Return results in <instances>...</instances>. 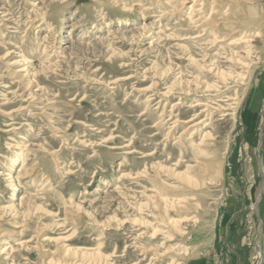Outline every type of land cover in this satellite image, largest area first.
Wrapping results in <instances>:
<instances>
[{"label": "rangeland", "instance_id": "374dc122", "mask_svg": "<svg viewBox=\"0 0 264 264\" xmlns=\"http://www.w3.org/2000/svg\"><path fill=\"white\" fill-rule=\"evenodd\" d=\"M196 1L0 0V264H264V0Z\"/></svg>", "mask_w": 264, "mask_h": 264}, {"label": "bare ground", "instance_id": "6f19581e", "mask_svg": "<svg viewBox=\"0 0 264 264\" xmlns=\"http://www.w3.org/2000/svg\"><path fill=\"white\" fill-rule=\"evenodd\" d=\"M191 2H193V5H191L190 6V12H189V19L188 20H190V21H193V18L195 17V12L197 11L194 7L196 6L195 4H196V0H191ZM212 3H211V7H213V9H215V6L217 7V0H212L211 1ZM238 2V1H237ZM247 2V1H246ZM184 3V2H183ZM224 3V2H223ZM184 6V5H183ZM223 6L224 5H218V9H216V11H215V13H219L222 9H223ZM202 7V6H201ZM234 7V6H233ZM185 8V7H184ZM200 10H201V8H200ZM224 10V9H223ZM235 10V9H234ZM213 11V10H212ZM226 11V10H225ZM228 11V10H227ZM172 13V12H171ZM226 13V12H225ZM173 16V15H172ZM244 15H242V17H243ZM209 13L207 14L206 12H205V15L203 16V19L205 20V22H210L211 20V18L209 17ZM223 17V16H222ZM219 18H220V16H219ZM244 19V18H243ZM220 20H221V18H220ZM219 20V21H220ZM224 20V19H223ZM233 20V19H232ZM239 20V19H238ZM255 20V19H254ZM218 21V22H219ZM225 21H227V20H225ZM194 22V21H193ZM236 22V21H235ZM223 23H225L224 21H223ZM215 24V23H214ZM255 24V23H254ZM257 25V24H256ZM262 24H259L258 25V28H257V30H256V35L257 34H259L261 31H262ZM197 27V26H196ZM205 32V31H204ZM239 36V35H238ZM246 42H248V40H245L244 38H238L237 40H235V41H233L232 42V44H234V45H238V44H241V43H246ZM257 52V51H256ZM246 64V63H245ZM245 99V98H244ZM228 100H232V99H228ZM234 100H236V98H234ZM243 101V100H242ZM250 101V100H249ZM236 102V101H235ZM239 102H237V104H238ZM249 103V102H248ZM234 104V103H233ZM236 104V103H235ZM228 105V107L230 106L232 109L233 108H235V106H233V105H231V104H227ZM27 106V105H26ZM228 107H226V108H228ZM250 109V108H249ZM263 109H264V106H263ZM237 110V109H236ZM244 116H245V114H244ZM263 118H264V110H263ZM235 119V118H234ZM253 121V120H252ZM203 124V123H202ZM195 126V125H194ZM199 128V127H198ZM248 128V127H247ZM190 129V128H189ZM192 129V128H191ZM192 136V135H191ZM199 144V143H198ZM260 145L262 146V148L264 147V129L261 131V142H260ZM198 146H200V144L198 145ZM167 203V202H166ZM171 203V202H170ZM172 204V203H171ZM174 204H172V206H173ZM175 206V205H174ZM4 233V232H3ZM5 234V233H4ZM1 235H3V234H1ZM5 235H7V234H5ZM257 250H258V252H259V254H261L262 253V251L260 250V248H259V245L257 244ZM262 255V254H261ZM158 261V260H157Z\"/></svg>", "mask_w": 264, "mask_h": 264}, {"label": "crops", "instance_id": "0c3cea01", "mask_svg": "<svg viewBox=\"0 0 264 264\" xmlns=\"http://www.w3.org/2000/svg\"><path fill=\"white\" fill-rule=\"evenodd\" d=\"M264 106V105H263Z\"/></svg>", "mask_w": 264, "mask_h": 264}]
</instances>
